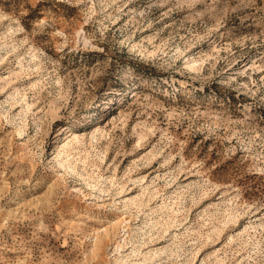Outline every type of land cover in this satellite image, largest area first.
Here are the masks:
<instances>
[{"label":"rangeland","instance_id":"374dc122","mask_svg":"<svg viewBox=\"0 0 264 264\" xmlns=\"http://www.w3.org/2000/svg\"><path fill=\"white\" fill-rule=\"evenodd\" d=\"M0 264H264V0H0Z\"/></svg>","mask_w":264,"mask_h":264},{"label":"bare ground","instance_id":"6f19581e","mask_svg":"<svg viewBox=\"0 0 264 264\" xmlns=\"http://www.w3.org/2000/svg\"><path fill=\"white\" fill-rule=\"evenodd\" d=\"M66 130H67V132H66V136L64 135L65 137H64V138H61V140H64V141H65V140H68V139L70 138V136H71V135L69 136L70 131L68 130V128H67ZM76 139H78V138H76ZM76 139H75V140H76ZM71 141H72V140H71ZM69 143H70V142H69ZM68 145H69V144H67V146H65V148H66V147L69 148ZM63 149H64V148H63Z\"/></svg>","mask_w":264,"mask_h":264}]
</instances>
